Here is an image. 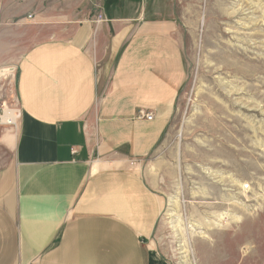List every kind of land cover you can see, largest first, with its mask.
<instances>
[{
    "label": "crops",
    "instance_id": "0c3cea01",
    "mask_svg": "<svg viewBox=\"0 0 264 264\" xmlns=\"http://www.w3.org/2000/svg\"><path fill=\"white\" fill-rule=\"evenodd\" d=\"M179 21L173 0H0V101L19 111L0 125V264H170L142 162L185 84Z\"/></svg>",
    "mask_w": 264,
    "mask_h": 264
},
{
    "label": "rangeland",
    "instance_id": "374dc122",
    "mask_svg": "<svg viewBox=\"0 0 264 264\" xmlns=\"http://www.w3.org/2000/svg\"><path fill=\"white\" fill-rule=\"evenodd\" d=\"M173 10L186 80L142 162L163 198L151 245L170 264H264V0H173ZM2 97L16 109L14 94Z\"/></svg>",
    "mask_w": 264,
    "mask_h": 264
},
{
    "label": "built area",
    "instance_id": "2783aa9c",
    "mask_svg": "<svg viewBox=\"0 0 264 264\" xmlns=\"http://www.w3.org/2000/svg\"><path fill=\"white\" fill-rule=\"evenodd\" d=\"M98 21L104 20V18L99 15L97 18ZM6 109L12 110L9 108L2 107L0 108V125H6V126H15L16 120L19 117V111L17 109L12 110L14 112V119L7 118L6 120L3 119L6 113ZM138 117L146 120H152L154 117V113L152 110H146V109H139L138 111ZM248 186H245L247 188ZM28 264H34L33 262H30Z\"/></svg>",
    "mask_w": 264,
    "mask_h": 264
},
{
    "label": "bare ground",
    "instance_id": "6f19581e",
    "mask_svg": "<svg viewBox=\"0 0 264 264\" xmlns=\"http://www.w3.org/2000/svg\"><path fill=\"white\" fill-rule=\"evenodd\" d=\"M7 118H11V119H14L15 118V116H14V112L12 111V110H8V109H6V113H5V116L3 117V119L4 120H6ZM245 126V125H244ZM247 126V125H246ZM249 127V126H248ZM250 128H252V127H250ZM250 128H248V129H250ZM241 129V128H240ZM251 130V129H250ZM249 130V131H250ZM246 135V134H245ZM249 137V136H248ZM243 139H244V137H243ZM235 140H237V139H235ZM245 141V140H244ZM241 142V141H240ZM238 143H239V141H238ZM243 145V144H242ZM248 145V144H247ZM240 147V146H239ZM251 147V146H250ZM241 148V147H240ZM252 148H253V146H252ZM242 149H243V147H242ZM245 150V149H244ZM254 150V149H253ZM254 152V151H253ZM263 153V152H262ZM252 154V153H251ZM220 155H222L221 153H220ZM226 155H229V154H226ZM225 155V156H226ZM257 156V155H256ZM260 156V155H259ZM264 156V155H263ZM227 159H229V158H227ZM209 160H210V158H209ZM219 160V159H218ZM223 160V159H222ZM226 160V159H225ZM225 160H223V162H225ZM214 161H216V160H214ZM231 161V160H230ZM256 164V163H255ZM231 165V164H230ZM258 165V164H257ZM251 174V173H250ZM264 177V176H263Z\"/></svg>",
    "mask_w": 264,
    "mask_h": 264
}]
</instances>
